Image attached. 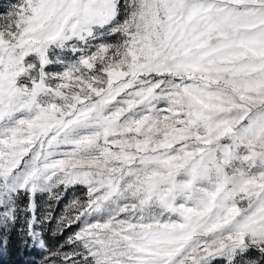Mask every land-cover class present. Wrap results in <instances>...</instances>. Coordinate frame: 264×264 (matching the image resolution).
<instances>
[{"label": "snow or ice", "instance_id": "1", "mask_svg": "<svg viewBox=\"0 0 264 264\" xmlns=\"http://www.w3.org/2000/svg\"><path fill=\"white\" fill-rule=\"evenodd\" d=\"M13 232L38 264H264V0L8 3Z\"/></svg>", "mask_w": 264, "mask_h": 264}, {"label": "rangeland", "instance_id": "2", "mask_svg": "<svg viewBox=\"0 0 264 264\" xmlns=\"http://www.w3.org/2000/svg\"><path fill=\"white\" fill-rule=\"evenodd\" d=\"M10 2H14V0H0V13H3L7 10V5ZM71 196L72 193H69L67 198H71ZM67 198L65 199V202H67ZM62 208H63V204H61L59 207H56L55 214L59 215ZM9 241L15 244L21 255L22 260L18 264H38L41 258V253L38 249L23 245L15 232L11 233L7 237V243ZM56 242H57L56 239L52 238L51 236L49 237L50 244L55 245ZM4 245L6 244L3 242V238L0 237V253L3 252ZM0 264H8V263L4 259H2V257H0Z\"/></svg>", "mask_w": 264, "mask_h": 264}, {"label": "trees", "instance_id": "3", "mask_svg": "<svg viewBox=\"0 0 264 264\" xmlns=\"http://www.w3.org/2000/svg\"><path fill=\"white\" fill-rule=\"evenodd\" d=\"M0 257H2V259H4L8 264H18L22 260L18 248L10 241L4 245V249L3 252L0 253Z\"/></svg>", "mask_w": 264, "mask_h": 264}]
</instances>
